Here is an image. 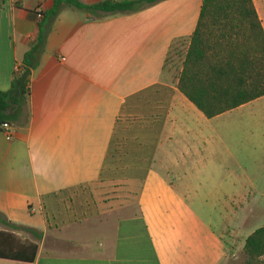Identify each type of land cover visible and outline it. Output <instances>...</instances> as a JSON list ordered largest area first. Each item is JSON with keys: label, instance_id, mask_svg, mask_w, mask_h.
<instances>
[{"label": "crops", "instance_id": "1", "mask_svg": "<svg viewBox=\"0 0 264 264\" xmlns=\"http://www.w3.org/2000/svg\"><path fill=\"white\" fill-rule=\"evenodd\" d=\"M203 2L163 0L108 17L60 12L28 107L8 111L16 140L0 133V214L43 234L32 264H229L224 236L192 210L189 173L175 168L205 157L207 118L165 68L174 43L189 47ZM254 3L264 28V0ZM54 4L0 0V92L12 89ZM2 231L10 229L0 222Z\"/></svg>", "mask_w": 264, "mask_h": 264}, {"label": "trees", "instance_id": "2", "mask_svg": "<svg viewBox=\"0 0 264 264\" xmlns=\"http://www.w3.org/2000/svg\"><path fill=\"white\" fill-rule=\"evenodd\" d=\"M161 1L104 0L89 6L79 0H54V7L40 19L39 37L25 55L23 72L16 74L8 93L0 92V126L14 123L15 116L8 114L10 109L28 107L32 73L40 65L48 35L64 6L108 17L140 11ZM176 44L170 48L165 68ZM180 50H176L183 57L178 89L207 119L264 97V28L254 0H204L190 45ZM0 222L10 229L0 233V260L35 263L43 234L15 225L2 214ZM20 233L31 235L37 242L24 240ZM244 252V264H264V226L246 239Z\"/></svg>", "mask_w": 264, "mask_h": 264}, {"label": "rangeland", "instance_id": "3", "mask_svg": "<svg viewBox=\"0 0 264 264\" xmlns=\"http://www.w3.org/2000/svg\"><path fill=\"white\" fill-rule=\"evenodd\" d=\"M177 49L181 53L186 45L178 42L171 52L166 71L175 78L183 62ZM199 126L207 133L208 152L205 157L183 161L181 168H175L189 173L186 181L191 189L187 195L192 210L226 239L228 263L244 264L246 238L264 226V97L206 119V124ZM177 148L173 151L176 155L180 152ZM177 178L169 177L174 182ZM248 199L255 201L249 213Z\"/></svg>", "mask_w": 264, "mask_h": 264}, {"label": "built area", "instance_id": "4", "mask_svg": "<svg viewBox=\"0 0 264 264\" xmlns=\"http://www.w3.org/2000/svg\"><path fill=\"white\" fill-rule=\"evenodd\" d=\"M23 65H18L16 68V73L21 74L23 72ZM0 133L4 136L7 142H14L17 137V128L14 123H3L0 126Z\"/></svg>", "mask_w": 264, "mask_h": 264}]
</instances>
